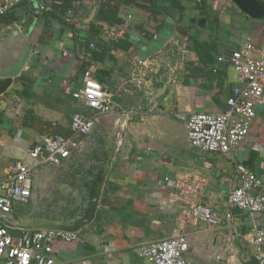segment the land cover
Returning <instances> with one entry per match:
<instances>
[{
    "label": "crops",
    "instance_id": "crops-1",
    "mask_svg": "<svg viewBox=\"0 0 264 264\" xmlns=\"http://www.w3.org/2000/svg\"><path fill=\"white\" fill-rule=\"evenodd\" d=\"M181 3L172 13L154 15L124 0H22L0 16V47L15 27L27 31L32 44L23 72L0 96V179L16 161L37 163L27 148L43 136L72 135L76 113L97 115L75 95L86 71L114 101L112 112L96 118L81 150L59 164H35L31 202L16 205L9 220L20 235L19 225L85 217L107 152L116 145L94 220L77 231V240L55 243V264H149L140 256L143 246L184 230L193 264H257L252 228L264 227V214L231 205L228 195L240 183L239 163L264 181V105L245 142L229 153L193 146L178 114L225 109L234 87L243 85L231 55L247 43L264 47V20L232 0ZM105 4L119 7L122 24L98 20ZM44 9H56L60 17L45 24ZM195 40L209 45L210 53L195 51ZM50 165L58 166L56 174ZM196 173L206 177V199L221 215L215 227L178 219L188 206L175 182ZM73 188L87 190L88 198L74 204L67 192Z\"/></svg>",
    "mask_w": 264,
    "mask_h": 264
},
{
    "label": "built area",
    "instance_id": "built-area-1",
    "mask_svg": "<svg viewBox=\"0 0 264 264\" xmlns=\"http://www.w3.org/2000/svg\"><path fill=\"white\" fill-rule=\"evenodd\" d=\"M21 1L0 0V16ZM231 61L243 85L234 87L225 109L178 114L186 125L189 142L204 151H236L250 133L257 107L264 105V47L256 49L252 43H247L233 51ZM85 75V85L75 95L93 107L97 115L90 117L76 113L72 119V135L43 136L39 143L28 147V156L37 163L59 164L73 151L81 150L95 126L96 118L114 110L110 91L93 77L90 70ZM35 164L16 161L0 179V264H55V243L79 238L77 231L53 229H24L20 235H14L12 227L1 220H11L16 205L31 202ZM236 176L240 183L229 193L228 202L252 214H264V181L242 163L236 166ZM206 185V177L199 173L180 177L175 182L178 198L188 206L186 212L178 217L185 225L205 221L215 227L221 223V215L206 199ZM252 231L256 263L264 264V227L255 224ZM187 250L188 238L184 230L175 237L143 246L140 256L149 264H193L186 257Z\"/></svg>",
    "mask_w": 264,
    "mask_h": 264
},
{
    "label": "water",
    "instance_id": "water-1",
    "mask_svg": "<svg viewBox=\"0 0 264 264\" xmlns=\"http://www.w3.org/2000/svg\"><path fill=\"white\" fill-rule=\"evenodd\" d=\"M242 11L254 19L264 20V0H232ZM6 43L1 46L0 50V96L4 94L12 85L14 79L18 78L23 72L28 60L32 54V44L28 39L27 31L15 27L9 29ZM116 145L107 152V158L104 162L102 178H99L92 196L89 211L87 215L73 223L68 222H45L37 226H21L25 230L53 229L79 231L84 226L91 223L97 212L102 195L103 184L107 172L110 169L111 162L114 158ZM47 154V153H46ZM11 227L18 226L17 223L1 219Z\"/></svg>",
    "mask_w": 264,
    "mask_h": 264
},
{
    "label": "trees",
    "instance_id": "trees-1",
    "mask_svg": "<svg viewBox=\"0 0 264 264\" xmlns=\"http://www.w3.org/2000/svg\"><path fill=\"white\" fill-rule=\"evenodd\" d=\"M127 3L138 4L142 7L148 8L154 15L164 14V13H172L175 8H182L183 5L181 0H124ZM169 1V3H166ZM63 8H66V4L62 5ZM61 11H64V9ZM42 17H44L45 24H48L52 21L53 18L60 17L59 13L56 9L54 10H45L42 13ZM97 18L100 21H106L112 24H122L124 21L119 16V7L115 4H105L101 8H99L97 13ZM100 29V28H99ZM97 29V31L99 30ZM193 48L200 54L210 53L209 45L204 44L198 40L194 41ZM97 183L92 187L91 196L95 193Z\"/></svg>",
    "mask_w": 264,
    "mask_h": 264
},
{
    "label": "rangeland",
    "instance_id": "rangeland-1",
    "mask_svg": "<svg viewBox=\"0 0 264 264\" xmlns=\"http://www.w3.org/2000/svg\"><path fill=\"white\" fill-rule=\"evenodd\" d=\"M50 167V169H48V171L50 172V174L51 175H53V174H56L55 172H57V170H58V166H54V165H50L49 166ZM61 167H64V166H61ZM63 175V174H62ZM63 177L64 178H67L68 179V175L67 174H64L63 175ZM68 192V199L70 200V201H73V203L74 204H76V203H82L83 202V197H82V195H86L87 196V198H88V191L86 190V191H84V190H82V191H79V193H77L76 192V189H74L73 188V191L72 190H70V191H67ZM72 194V195H71ZM70 195V196H69ZM72 196V197H71ZM77 196V197H76ZM55 206V205H54ZM54 206H50V208L49 209H54L55 207ZM76 206V205H75ZM68 206L66 205V206H64V207H62L61 209H66ZM69 207H71V205L69 206ZM65 212V211H64ZM64 212H60V216H62V214L64 215Z\"/></svg>",
    "mask_w": 264,
    "mask_h": 264
}]
</instances>
